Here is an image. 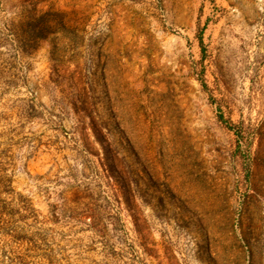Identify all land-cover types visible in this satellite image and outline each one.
Returning a JSON list of instances; mask_svg holds the SVG:
<instances>
[{"label": "rangeland", "instance_id": "1", "mask_svg": "<svg viewBox=\"0 0 264 264\" xmlns=\"http://www.w3.org/2000/svg\"><path fill=\"white\" fill-rule=\"evenodd\" d=\"M263 35L264 0H0V264H264Z\"/></svg>", "mask_w": 264, "mask_h": 264}, {"label": "crops", "instance_id": "2", "mask_svg": "<svg viewBox=\"0 0 264 264\" xmlns=\"http://www.w3.org/2000/svg\"><path fill=\"white\" fill-rule=\"evenodd\" d=\"M250 6H251L252 8H254V7H255V4L252 3V2H250ZM261 38L264 40V35H263Z\"/></svg>", "mask_w": 264, "mask_h": 264}]
</instances>
